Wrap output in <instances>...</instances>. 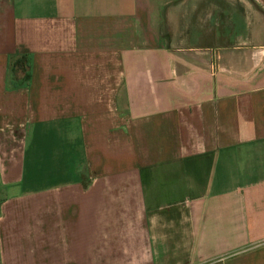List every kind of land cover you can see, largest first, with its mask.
Returning <instances> with one entry per match:
<instances>
[{
	"label": "crops",
	"instance_id": "1",
	"mask_svg": "<svg viewBox=\"0 0 264 264\" xmlns=\"http://www.w3.org/2000/svg\"><path fill=\"white\" fill-rule=\"evenodd\" d=\"M0 264H264V0H0Z\"/></svg>",
	"mask_w": 264,
	"mask_h": 264
},
{
	"label": "trees",
	"instance_id": "2",
	"mask_svg": "<svg viewBox=\"0 0 264 264\" xmlns=\"http://www.w3.org/2000/svg\"><path fill=\"white\" fill-rule=\"evenodd\" d=\"M10 62H11V57L9 63ZM18 66H20V69L22 70V74L18 76L17 73L15 72L12 78L10 77V83L14 86L20 85L28 80L30 76L31 56L28 54L17 56L12 62L13 70H15Z\"/></svg>",
	"mask_w": 264,
	"mask_h": 264
},
{
	"label": "rangeland",
	"instance_id": "3",
	"mask_svg": "<svg viewBox=\"0 0 264 264\" xmlns=\"http://www.w3.org/2000/svg\"><path fill=\"white\" fill-rule=\"evenodd\" d=\"M17 56H12L11 57V62H10V65H9V77L12 78L13 74L16 72L17 75H21L22 74V70L20 69V66H18L15 70H13V67H12V62L14 61V59L16 58Z\"/></svg>",
	"mask_w": 264,
	"mask_h": 264
}]
</instances>
